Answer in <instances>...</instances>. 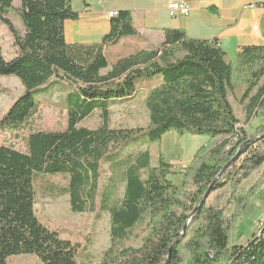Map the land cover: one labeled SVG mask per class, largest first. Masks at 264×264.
Returning a JSON list of instances; mask_svg holds the SVG:
<instances>
[{"label":"trees","instance_id":"trees-1","mask_svg":"<svg viewBox=\"0 0 264 264\" xmlns=\"http://www.w3.org/2000/svg\"><path fill=\"white\" fill-rule=\"evenodd\" d=\"M12 8L14 0H0V23L19 53L6 59L0 44V76L15 75L25 92L0 119V129L21 131L32 122L40 112L34 91L49 82L65 80L75 91L62 101L64 130L30 131L25 151L0 145V264L28 253L43 264H94L76 260L78 244L39 220L35 175L68 176L60 195L70 196L73 212H84L96 198L106 164L123 175L125 192L108 204L111 183L105 186L101 208L111 217V246L95 264H164L170 247L169 264H264V225L245 244L233 242L244 210L264 186V45L242 46L233 64L217 41L168 28L159 46L110 62L107 45L137 33L129 11L111 18L100 42L69 43L66 21L80 18L70 0H21L17 12L23 31L8 16ZM142 89L148 91V125L112 127V106ZM96 111L101 124L82 125ZM255 119L259 124L250 134L246 127ZM171 133L209 137L180 183L171 179L174 165L164 153L171 150L168 141L159 144L155 165L149 149L138 150ZM253 176L257 179L246 191L243 184ZM188 220L186 234L178 236ZM144 223L148 231L142 245L124 246Z\"/></svg>","mask_w":264,"mask_h":264},{"label":"rangeland","instance_id":"rangeland-1","mask_svg":"<svg viewBox=\"0 0 264 264\" xmlns=\"http://www.w3.org/2000/svg\"><path fill=\"white\" fill-rule=\"evenodd\" d=\"M71 6L75 11L82 10L83 0H70ZM21 6V0H14V8L8 12L9 18L16 27L23 31L22 22L17 9ZM72 26V21H68L67 31ZM131 36V35H129ZM96 38V37H92ZM0 44L6 59H12L18 55V50L14 46L13 38L3 23H0ZM122 48V44H108L106 56L110 62L118 59L115 57L116 51ZM75 88L65 80L51 81L48 84L34 91V98L40 104V112L32 122L25 126L21 131H8L0 129V145H12L21 151L26 150V138L32 130H64L67 127V116L62 106L64 96L74 92ZM25 92L20 80L15 75L0 76V119L7 112L9 107ZM148 91L142 89L134 98L129 101L117 103L112 106L111 126L120 127H145L149 123V112L146 107V97ZM233 100V99H232ZM235 111L238 117L243 120L241 107L235 102ZM101 124L99 112H94L85 119L82 125L89 128H96ZM257 123L249 124L246 128L250 134L254 133ZM206 135L186 133L182 136L177 134H167L157 142L142 145L138 150L149 149L152 154V165L157 163L159 156L160 143L163 146L166 141V149L170 151L164 153L167 159L174 165V173L171 179L180 183L184 177L185 167L190 165L195 153L208 142ZM139 147V146H137ZM136 151V147H133ZM103 172L101 184L96 193V198L92 199V204L88 205L84 212H73L71 210L70 196L60 195L61 190L68 184V176L63 174L48 175L37 173L35 175L36 206L35 211L39 220L50 229L59 233L65 240L78 244L76 260L85 263H99L102 261L104 253L111 246V217L109 212L102 210L104 200L103 193L105 186H109L108 204L120 201L125 192V180L118 171L114 172L108 165ZM105 169V168H103ZM257 179L253 176L244 182L247 191L252 183ZM264 187V186H263ZM263 187L254 195L247 208L243 212L242 219L237 225V230L233 236V242L238 244L243 237L250 240L254 235L259 234V225L264 220H260L264 214V196H258ZM241 194V193H240ZM60 195V196H59ZM148 231V225H139L131 238L123 243L124 246L139 247ZM7 264H43L38 256L33 253L17 254L8 257ZM183 264H190L187 260Z\"/></svg>","mask_w":264,"mask_h":264},{"label":"crops","instance_id":"crops-1","mask_svg":"<svg viewBox=\"0 0 264 264\" xmlns=\"http://www.w3.org/2000/svg\"><path fill=\"white\" fill-rule=\"evenodd\" d=\"M170 1H184L188 15L171 16ZM83 4L78 11L79 20L72 21L69 31L66 21L69 43L100 42L110 30L111 18L105 16L107 12L131 13L137 33L116 43L122 44L116 58L141 48L159 46L168 28L181 29L189 38L217 41L233 64L242 46L264 45V0H85ZM255 123L257 119L251 122ZM258 196H264V187ZM263 217L261 214L258 220ZM247 241L242 237L238 244Z\"/></svg>","mask_w":264,"mask_h":264},{"label":"water","instance_id":"water-1","mask_svg":"<svg viewBox=\"0 0 264 264\" xmlns=\"http://www.w3.org/2000/svg\"><path fill=\"white\" fill-rule=\"evenodd\" d=\"M258 138H255V139H251V140H249V141H247L246 143H249V142H253V141H255V140H257ZM246 143H244L240 148H239V150L237 151V153H236V155L223 167V169L221 170V172L218 174V176L214 179V181L212 182V184L209 186V189H208V191L206 192V194H205V196H204V198H203V200L201 201V203L193 210V212H192V214L195 212V210L198 208V207H200L202 204H203V202L209 197V195L211 194V191H212V188H213V185L217 182V180L223 175V173L225 172V170L227 169V167L232 163V162H234L236 159H237V157L240 155V152H241V149H242V147L246 144ZM188 224H189V220H188V222H187V224L185 225V227H184V229H183V231L182 232H180L179 234H178V236H181V235H185L186 234V229H187V226H188ZM171 253H172V248L170 247L169 248V254H168V258H167V260H166V262L164 263V264H169V261H170V257H171Z\"/></svg>","mask_w":264,"mask_h":264},{"label":"built area","instance_id":"built-area-1","mask_svg":"<svg viewBox=\"0 0 264 264\" xmlns=\"http://www.w3.org/2000/svg\"><path fill=\"white\" fill-rule=\"evenodd\" d=\"M168 6H169V10H170L169 13L171 16H175L177 13H181L183 15H188V13H189V8L184 1H180V2L170 1L168 3ZM116 15H117V12H115V11L107 12L105 14V16L109 17V18L116 16ZM255 28H257V26H255ZM263 225H264V220L259 225V231ZM225 264H227V263H225Z\"/></svg>","mask_w":264,"mask_h":264},{"label":"bare ground","instance_id":"bare-ground-1","mask_svg":"<svg viewBox=\"0 0 264 264\" xmlns=\"http://www.w3.org/2000/svg\"><path fill=\"white\" fill-rule=\"evenodd\" d=\"M168 9H169V6H168ZM115 12H116V11H115ZM169 12H170V10H169ZM117 15H118V12H117ZM117 15H116V16H117ZM113 17H114V16H113ZM111 18H112V17H111Z\"/></svg>","mask_w":264,"mask_h":264}]
</instances>
